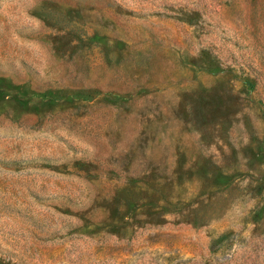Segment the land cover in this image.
<instances>
[{"label": "rangeland", "instance_id": "374dc122", "mask_svg": "<svg viewBox=\"0 0 264 264\" xmlns=\"http://www.w3.org/2000/svg\"><path fill=\"white\" fill-rule=\"evenodd\" d=\"M0 264H264V0H0Z\"/></svg>", "mask_w": 264, "mask_h": 264}]
</instances>
